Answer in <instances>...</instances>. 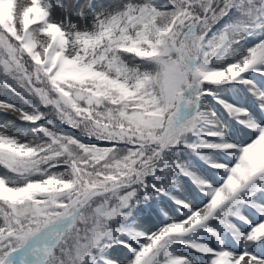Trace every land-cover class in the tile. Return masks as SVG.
I'll return each mask as SVG.
<instances>
[{"label":"snow or ice","instance_id":"obj_1","mask_svg":"<svg viewBox=\"0 0 264 264\" xmlns=\"http://www.w3.org/2000/svg\"><path fill=\"white\" fill-rule=\"evenodd\" d=\"M0 90V264H264V0H0Z\"/></svg>","mask_w":264,"mask_h":264},{"label":"rangeland","instance_id":"obj_2","mask_svg":"<svg viewBox=\"0 0 264 264\" xmlns=\"http://www.w3.org/2000/svg\"><path fill=\"white\" fill-rule=\"evenodd\" d=\"M66 2H67V0H66ZM73 2H76V0H73ZM95 2L97 4H107V3H110L111 0H95ZM155 2L157 4H161L164 2V0H155ZM79 3L85 4V3H87V0H79ZM85 11H87V10H85ZM55 15H56L57 19L62 18V13L59 10L56 11ZM248 46H249V42H243L241 45V48L244 49ZM0 91H2V90H0ZM7 119H10V117H5V116L0 115V122H3ZM112 251H113V255L116 257H119V258H124V257L128 256L127 250L124 249L123 247H120V246L115 247Z\"/></svg>","mask_w":264,"mask_h":264}]
</instances>
